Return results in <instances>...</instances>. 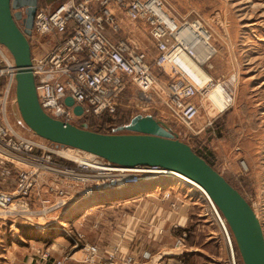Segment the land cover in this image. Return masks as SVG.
I'll use <instances>...</instances> for the list:
<instances>
[{
    "label": "built area",
    "instance_id": "obj_1",
    "mask_svg": "<svg viewBox=\"0 0 264 264\" xmlns=\"http://www.w3.org/2000/svg\"><path fill=\"white\" fill-rule=\"evenodd\" d=\"M137 32H146L153 40L154 58L142 48ZM35 36L56 41L45 56H32L31 69L42 109L65 123L74 124L88 116L99 119L116 115L132 85L146 101L153 100V95L158 97L176 122L192 129L202 100L214 87L211 77L204 82L196 74L197 69L206 74L205 65L215 55L211 26L201 18L179 19L167 0H69L54 9L37 10L29 43ZM30 46L32 51L31 43ZM16 72L13 57L0 44V79L5 81L0 98V178L12 185L0 190V219L10 220L14 226L22 220L41 230L42 235L50 226L59 224L71 250L53 264L69 260L82 264H146L152 260L149 251L142 252L140 258L135 254L122 257L120 245L103 252L98 244L88 243L76 227L72 232L68 220L62 222L59 215L81 200L152 177L163 178L167 171L149 166L122 168L80 150L77 158L72 154L74 158L67 159L66 147L37 136L20 135L9 120L10 108L17 106ZM227 82L231 87L228 90H232L237 78L231 76ZM228 96L231 101L232 92ZM68 97L74 100L71 107L65 103ZM76 106L83 108L82 116L75 115ZM119 169H142V175H150L124 173L121 177L122 173L115 171ZM169 197L170 193L164 195L165 199ZM208 201L206 215L226 231L220 213ZM172 208L176 209V204ZM78 224L82 226L83 222ZM185 237L177 239L176 248L185 247ZM37 244L31 243L26 253L50 261L53 244Z\"/></svg>",
    "mask_w": 264,
    "mask_h": 264
},
{
    "label": "rangeland",
    "instance_id": "obj_2",
    "mask_svg": "<svg viewBox=\"0 0 264 264\" xmlns=\"http://www.w3.org/2000/svg\"><path fill=\"white\" fill-rule=\"evenodd\" d=\"M68 1L39 0L38 10L54 9ZM167 4L179 19L193 21L201 18L211 26V45L215 55L205 65L208 73L206 75L213 79L212 91L223 85L224 91L232 92L233 101L231 100L229 108L223 109L221 100L214 96L210 102L209 96L212 93L210 91L202 100L200 114L194 121L192 129H189L171 117V113L158 97L153 95V100L146 101L139 90L131 85L116 115L103 116L99 119L88 116L76 121L74 125L87 124L88 129L92 131L100 130L104 134H110L113 129L127 124L136 115H152L166 122L180 141L190 145L193 150L209 156L214 168L252 206L264 230V0H167ZM20 26L22 27L21 23ZM128 26L134 28L131 22H128ZM137 38L149 57L154 58L156 48L151 37L146 32L144 34L137 32ZM55 42L37 36L30 38L32 56L35 58L45 56ZM231 76L237 78L236 87L228 90L231 87L226 81ZM4 84L5 81L2 79L0 98ZM9 120L20 135L35 138L36 135L23 122L17 106L10 108ZM63 163L72 164L69 161ZM162 179L164 183L161 189L165 188L168 192L156 191L154 198H149L145 193L127 198L125 189L119 192H123L125 197H118L116 194L112 195L118 191H109L105 195L100 194L81 200L77 205L61 213L60 220H64L62 222L68 220L72 232L75 231L73 227H76L85 235L88 243L98 244L102 249L100 237L95 235L103 232L105 221L117 222L119 228L115 230L121 232L120 227L126 219H140L151 209L164 207L169 213H180L187 218L184 227L178 226L171 231L176 241L186 235L185 247L176 248L175 241L170 250L160 253L157 251L156 255L159 254L154 257L153 264H160L158 260L163 254H166V257L162 258L167 260L166 263L171 260L170 262L176 264L178 259L182 260L184 257L182 264H233L227 240L219 227L212 223L209 215H206V203L199 192L184 184L175 185L172 189L166 188V185L169 187V181ZM1 180L3 179L0 178V190L12 187ZM140 185L146 186V182L142 181ZM166 193H170L168 199L164 198ZM172 197L177 200L170 204L166 203V200L169 201ZM172 204H176L177 208H172ZM81 222L82 226L78 224ZM59 226V224L50 226L47 234L42 235L41 230L25 224L22 220L14 226L10 220L0 219V264H22L19 262L24 257L22 253L26 249L30 250L32 242L28 244L24 242L20 238L21 234L32 236L34 241L38 242L37 247L41 245L48 247L53 242L57 243L56 241L70 245ZM35 242L33 244H36ZM177 250H182V254ZM145 251L151 253L150 250ZM234 253L236 264H243L235 243ZM179 254L180 258L174 256Z\"/></svg>",
    "mask_w": 264,
    "mask_h": 264
},
{
    "label": "water",
    "instance_id": "obj_3",
    "mask_svg": "<svg viewBox=\"0 0 264 264\" xmlns=\"http://www.w3.org/2000/svg\"><path fill=\"white\" fill-rule=\"evenodd\" d=\"M38 1L0 0V44L15 61L17 109L26 126L53 144L94 154L118 167H159L182 175L202 188L221 211L243 264H264V231L252 206L190 145L180 141L166 122L152 115H136L113 133L104 134L88 129L87 124L65 123L44 112L31 69L32 51L28 40ZM65 103L71 107L74 100L68 97ZM74 113L82 116L83 108L76 106Z\"/></svg>",
    "mask_w": 264,
    "mask_h": 264
},
{
    "label": "crops",
    "instance_id": "obj_4",
    "mask_svg": "<svg viewBox=\"0 0 264 264\" xmlns=\"http://www.w3.org/2000/svg\"><path fill=\"white\" fill-rule=\"evenodd\" d=\"M161 180L163 179L152 182H146V186L143 185L132 186L135 188H131V189L128 188L130 190L126 189L127 191L124 193H126L127 196L130 197L138 196L140 194L145 193L147 194V196H149V198L150 197L154 198L156 196L154 195L156 194V191L168 192V190H165V188L161 189L163 188V183H164ZM165 180L169 181L168 183L169 187L166 185V188L172 189L174 188L173 186L179 185L176 179H165ZM119 192L120 191L114 192L112 195L116 194L118 197L124 196L123 192L122 193ZM176 200L177 199L175 197H172L169 201L166 200V203L170 204ZM143 201L146 202V200ZM177 214L178 213L175 212L174 213L167 212L164 207L151 209L150 212L144 214L140 219H133V218L126 219V221L122 223V227H120L121 232L115 230L119 228L117 226L118 225L117 222L105 221L104 222L105 228L103 227V232L96 234L95 237L96 236L100 237V244L103 252L109 250L111 246L120 245V251L122 257H126L127 255L130 254H135L139 257L143 251L150 250L154 258L160 252L165 250H170L171 246L175 244L176 239L173 237L171 232L172 229H174V226L178 225L184 227L186 225L187 218L181 215L180 213L178 215ZM141 221L143 222V224H141ZM160 230H163V234H160ZM20 238L27 244L29 242L32 243L35 242L32 236H29L26 233L21 234ZM90 240L94 241V239H90ZM56 242H57L56 244L55 242H53L54 251H53V257L52 259H50V261H42L37 256L28 255L25 251L24 253H22L24 254L23 259L19 260V262H21L22 264H53L54 261L61 260L68 252H70V248H69L70 245H65L64 243H60V241H56ZM157 251H159V253L156 255ZM165 255L166 254H163L162 258L166 257ZM180 255H174V256H177L176 258H180ZM78 256L79 254H76V257ZM162 258L158 260L160 264H174L173 262H170L171 260H168V262L166 263L167 260ZM183 258L184 257H182V260L178 259L176 264L177 263L182 264ZM65 264H82V263L69 260ZM146 264H153V259L150 260L149 262H146Z\"/></svg>",
    "mask_w": 264,
    "mask_h": 264
},
{
    "label": "bare ground",
    "instance_id": "obj_5",
    "mask_svg": "<svg viewBox=\"0 0 264 264\" xmlns=\"http://www.w3.org/2000/svg\"><path fill=\"white\" fill-rule=\"evenodd\" d=\"M6 48V47H5ZM7 49V48H6ZM8 50V49H7ZM11 54V53H10ZM12 56V55H11ZM13 57V56H12ZM14 59V58H13ZM196 73L198 74V76H200L201 77V80L202 81H204V82H206V81H208L209 80V77L204 73V72H202V71H200L199 69H197V71H196ZM199 78V77H198ZM200 79V78H199ZM224 89H225V87L223 86V85H219L218 87H216V89L214 90V91H212V93L210 94V96H209V101L211 102V99L213 98V96L214 97H216L218 100H221V102H222V107H223V109H228L229 108V106H230V98H229V96L227 97V91L225 90L224 91ZM209 95V94H208ZM229 98V99H228ZM232 101H233V98H232ZM74 105V104H73ZM10 124H11V122H10ZM12 125V124H11ZM13 126V125H12ZM67 149H64L65 151H64V155L67 157V159H70V158H74V156H75V154H76V158H77V155L79 154V153H76L77 151H78V149H74V148H69V147H66ZM68 149H69V151H68ZM74 150H76V151H74ZM72 151H74V152H72ZM81 151V150H80ZM84 152V151H83ZM87 153V152H86ZM74 156H73V155ZM91 154V153H90ZM20 164V163H19ZM20 166H21V164H20ZM116 172H121L122 174H120V176L121 177H123L125 174L124 173H140L141 175H142V173L144 172L142 169H119V170H115ZM149 173H153L151 170H150V172ZM158 173H160V172H158ZM150 174H148V175H142V176H145V177H147V176H149ZM155 176V175H154ZM145 177H144V179H145ZM153 178H156V177H152V178H149V180H146L145 182H152V181H157V180H160V179H162V178H160V179H153ZM163 178H165V179H176V181H177V183L178 184H184V185H188L189 186V188H194L197 192H199V194L205 199V201L206 202H208V204H209V201L208 200H211L212 201V199L205 193V191L202 189V188H200L198 185H196L195 183H193V182H191L190 180H188L187 178H185V177H183L182 175H179V174H177V173H173V172H163ZM144 182V181H143ZM142 183V182H141ZM141 183H139V184H137V185H140ZM137 185H132V186H137ZM132 186H129V187H127V188H124L125 190L126 189H128V188H130V187H132ZM121 189H119V190H112V191H120ZM123 190V189H122ZM213 202V201H212ZM213 204L215 205V207H216V209H217V211L220 213V215H221V217H222V222H223V224H224V226L226 227V231H225V229H223L222 228V225L219 223V226H220V228H221V230H222V232H224V236H225V238H226V240H227V243H228V245L232 248V253H233V257H232V259H233V264H236V262H235V253H234V243L236 244V241H235V238H234V236H233V234H232V232H231V230H230V228H229V225L227 224V222H226V219L224 218V216L222 215V213H221V211L218 209V207L216 206V204L213 202ZM257 215V214H256ZM258 216V215H257ZM258 219H259V217H258ZM260 220V219H259ZM261 223V222H260ZM261 226H262V223H261ZM262 229H263V227H262ZM264 231V230H263ZM236 246H237V244H236ZM238 249V248H237ZM177 251H181V254H182V250H177ZM180 255V254H179ZM152 259H154L153 257H152Z\"/></svg>",
    "mask_w": 264,
    "mask_h": 264
},
{
    "label": "trees",
    "instance_id": "obj_6",
    "mask_svg": "<svg viewBox=\"0 0 264 264\" xmlns=\"http://www.w3.org/2000/svg\"><path fill=\"white\" fill-rule=\"evenodd\" d=\"M2 79H0V81H1ZM115 129H113L112 130V133H113V131H114ZM98 132L99 133H102V131H100V130H98ZM194 152L196 153V154H198L200 157H202L204 160H206L213 168H214V166L210 163V161H209V156L207 155V154H205V153H201V152H197V151H195L194 150ZM215 169V168H214ZM216 170V169H215Z\"/></svg>",
    "mask_w": 264,
    "mask_h": 264
}]
</instances>
